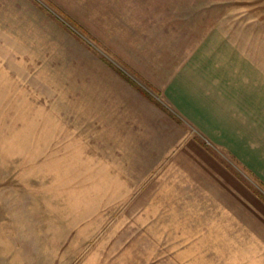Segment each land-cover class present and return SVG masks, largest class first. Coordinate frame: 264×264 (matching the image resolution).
Listing matches in <instances>:
<instances>
[{"label":"rangeland","instance_id":"374dc122","mask_svg":"<svg viewBox=\"0 0 264 264\" xmlns=\"http://www.w3.org/2000/svg\"><path fill=\"white\" fill-rule=\"evenodd\" d=\"M222 16L236 33L255 18L263 59L264 0H0V264H262L184 183L157 197L170 185L147 178L153 145L120 107Z\"/></svg>","mask_w":264,"mask_h":264},{"label":"crops","instance_id":"0c3cea01","mask_svg":"<svg viewBox=\"0 0 264 264\" xmlns=\"http://www.w3.org/2000/svg\"><path fill=\"white\" fill-rule=\"evenodd\" d=\"M220 18L177 65L150 64L144 73L139 69L144 86L120 107L139 115V145H153L142 159L145 168H152L147 178L184 183L185 195L200 199L199 212L192 213L222 216L219 223L250 232L261 256L264 196L253 185L264 191V58L259 59L262 49L255 44L254 17L237 33L225 30L220 25L224 16ZM148 89L166 108L156 105ZM119 95L123 104L124 94ZM143 146L141 151L148 150ZM169 164L183 174L173 179L163 174ZM167 191L157 197L177 196L176 185Z\"/></svg>","mask_w":264,"mask_h":264}]
</instances>
